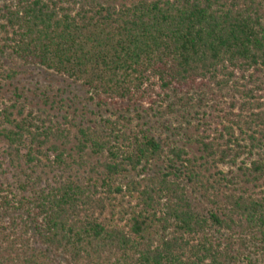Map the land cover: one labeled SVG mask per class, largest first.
I'll return each mask as SVG.
<instances>
[{"label":"trees","instance_id":"obj_1","mask_svg":"<svg viewBox=\"0 0 264 264\" xmlns=\"http://www.w3.org/2000/svg\"><path fill=\"white\" fill-rule=\"evenodd\" d=\"M6 56L23 69L5 80L52 71L98 108L121 104L148 121L137 133L103 118L73 124L72 152L44 149L53 136L70 143L29 123L26 93L38 94L11 83L0 110L13 149L0 148V264H264V0H0ZM213 88L238 102L215 128L193 125ZM28 136L37 150L24 149ZM245 154L240 170L258 194L214 185L199 163Z\"/></svg>","mask_w":264,"mask_h":264},{"label":"rangeland","instance_id":"obj_2","mask_svg":"<svg viewBox=\"0 0 264 264\" xmlns=\"http://www.w3.org/2000/svg\"><path fill=\"white\" fill-rule=\"evenodd\" d=\"M9 69L21 71L23 67H21V65L17 61H14L10 56H6L4 58L0 57V110L5 105L11 104L10 98H13V87L9 85L11 83L17 84V81H20L22 85H25L32 92H37L38 94L36 96L35 94H32L30 92L26 93L32 103H26L28 105L24 113V117H27L29 123H32L33 125L38 126L44 130H47V128L51 127L52 131H58L59 133H62L65 137H67L70 143L67 146H63L61 144V141L57 140L56 136H53L52 138H50L44 149H48V147L52 145H59L61 149H65L69 153L72 152L74 146L77 143L75 137L78 135V130L72 128L73 124H86L93 126L101 123V119L103 118L112 121L116 125V127L120 128L122 132L137 133L141 130L143 123L148 121V118H145L146 113L142 114V117H144L142 119L140 116H138L137 113H129L124 109L120 111L118 109L117 111L116 109L120 108L121 104H118L116 107L111 108H98L95 102L89 101V98L87 97V90L81 84H73L71 83V81L61 77L60 75H57L52 71L36 69L31 72L33 73L32 76L28 74L25 76L20 75L17 81L13 80L12 82L5 80V71ZM1 76H3V78ZM43 92H46L50 99L41 97L40 95ZM225 92L228 94L219 93V90L214 88L213 91L206 92L208 99L207 105L201 109L196 108L195 110H197L198 112L192 110L191 117L197 118L193 125L197 126L198 124H207L212 128H215V125L217 123H221L222 121H224L222 119L223 115H226L227 113H230L232 111L230 105L236 101L238 102L237 99L239 98V96L233 93V91L226 90ZM202 95L203 94H201L200 96ZM53 101L55 102L53 106L54 108H52L51 105ZM167 105L168 104H163V108H160L159 110L157 109V111H159V113L164 112ZM142 106L145 110L149 108L148 103H145ZM106 109H109L110 112H105ZM121 112L124 118L119 117V113ZM233 112L236 113L237 110H233ZM148 113L152 115L151 112ZM177 116V114L168 112L163 116V118L165 120L173 122V120ZM151 117L149 119H151ZM160 117L161 116L158 115V118L154 117L152 119V122H155V125L157 126L159 125L156 124V121L160 123L164 121V119H159ZM0 121L3 120L0 118ZM95 122H97V124ZM1 124L0 133L3 128ZM31 129L32 131H36L35 127ZM181 133H184V131H182ZM25 144L26 147L24 149H27L28 147H32L34 148V150L38 149L37 145L31 144V137L29 136L26 139ZM8 146L9 145L5 141V139L0 136V148L2 149L3 153H9L13 151V149L9 148ZM186 149L187 151H189L191 156H196L197 158H201L203 156L202 154L197 152L196 147L191 148L187 146ZM24 153L26 152L24 151ZM72 154L76 155L74 152ZM0 157H2V155H0ZM51 160H53V157L51 158ZM250 161L251 157L248 154H245L244 156H241L236 165H232L230 163L219 164L211 160H209L208 165H206L205 160H201L199 163L204 165L203 171L205 175L210 179V182L214 183V185L216 184V182H219L222 185H227V187L232 190L246 189L250 194H258L260 192V188L255 187L253 184H247L246 178L243 176V172L240 170V167H244L243 164L245 163L249 167ZM226 180H228L229 182H226ZM230 182L232 184H229ZM216 187L219 188V185H216Z\"/></svg>","mask_w":264,"mask_h":264}]
</instances>
